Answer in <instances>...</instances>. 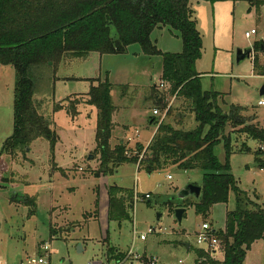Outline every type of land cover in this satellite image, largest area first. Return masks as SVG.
<instances>
[{"label": "rangeland", "instance_id": "obj_1", "mask_svg": "<svg viewBox=\"0 0 264 264\" xmlns=\"http://www.w3.org/2000/svg\"><path fill=\"white\" fill-rule=\"evenodd\" d=\"M260 1L264 0L201 1L194 2L192 10L202 37V54L196 62L202 89L223 95L218 102L223 112L228 113L232 106L246 108L247 122H259L264 128V107L258 106L264 76L254 67L258 59L264 69L260 50L264 43V6ZM151 41L162 53L184 50L179 32L169 27L156 29ZM249 47L254 50L252 57L238 64L237 50ZM162 72L163 57L145 55L138 44L124 55L94 53L87 59L63 62L55 74L51 72L59 79H52L48 99H41L43 113L52 117L59 136L54 154L48 141L38 139L29 151L11 157L2 150L14 132L17 70L0 64V264H27L41 256L48 264H196L195 251L205 250L197 247L200 226L209 223L217 233L225 231L227 212L237 207L234 191L228 204L214 206L207 219L196 213L197 199L189 197L191 204L185 208L180 225L175 211L184 205L181 192L189 184L202 187L204 173L182 171L171 162L153 173L145 166L124 163L105 177H98L101 156L96 142L97 109L82 104L73 117L65 108L84 99L92 85L89 79L108 77L113 85L112 100L119 107L115 121L128 126L117 128L111 147L122 144L116 143L122 135L127 154L133 158L139 154L137 145L141 144L135 143L140 140L144 148L141 161L150 144L145 145L159 126L149 123L153 110L158 109L156 117L170 124L169 110L173 109L175 115L177 108H186L184 101L169 95L167 84L160 87ZM155 85L167 96L165 111L149 101ZM58 105H64V109L55 112ZM184 124L186 129L196 128L192 113H187ZM239 128L226 131L236 151L229 158L231 173L250 205L264 208V166H252L259 164L260 158L264 163V146L248 140ZM245 144L251 152L240 151ZM214 153L222 164L226 163L224 143L215 147ZM111 187L125 190H116L118 198H129V192L133 193V200L128 199L130 219L109 221ZM26 196L35 199V208L22 202ZM150 229L152 234H148ZM146 234V241H142L140 236ZM186 244H190L189 249ZM45 245L50 246L49 253L43 251ZM224 252L220 249L215 258L223 260ZM245 264H264V240L247 251Z\"/></svg>", "mask_w": 264, "mask_h": 264}, {"label": "trees", "instance_id": "obj_2", "mask_svg": "<svg viewBox=\"0 0 264 264\" xmlns=\"http://www.w3.org/2000/svg\"><path fill=\"white\" fill-rule=\"evenodd\" d=\"M108 1L0 0V64L12 65L17 70L14 132L4 143L2 154L15 157L29 151L38 139L48 141L54 154L59 136L52 117L43 113L41 99L44 96L48 99L52 79H59L54 74L63 62L87 59L94 53L124 55L129 47L138 44L145 55L163 57L160 81L167 84L170 96L186 103V108H177L175 115L173 109L169 110L171 123L159 124L147 154L139 161L142 146L137 147L139 154L133 158L128 156L123 143L111 147L113 117L118 109L112 101L113 85L108 77L89 79L92 83L89 93L82 101L65 108L73 117L79 114L78 107L82 104L97 109L96 142L101 156L97 175L105 177L124 163L145 166L149 173L162 170L166 162L186 172L201 170L203 186L201 197L194 204L196 213L207 219L214 206L228 204L231 191L236 193L237 207L227 212L225 231L216 232L225 258L218 260L210 252L196 250V264H245L247 251L257 241L264 240V208L250 205L247 195L236 187L229 165V158L236 151L226 131L240 127L239 131L248 140L264 146V128L259 122H247L246 108L232 106L228 113L223 112L218 103L223 95L204 91L196 71V62L202 54V37L192 4L224 0H115L89 16ZM259 4L264 6V1ZM166 27L179 32L184 46L182 53H162L153 45L151 34ZM254 64L258 70V59ZM258 74L264 76V69ZM151 90L154 95L149 101L165 111L167 96L160 93L158 86ZM63 109L64 105H58L55 112ZM189 112L197 123L195 129L185 128L184 119ZM153 121L160 123L156 118ZM221 143L227 157L224 164L214 153ZM240 151L251 152L246 144ZM257 154L259 158L262 156L259 150ZM257 160L259 166H264L261 158ZM116 190L124 189H109L108 219L122 222L130 219L128 199L133 200V193L128 191L129 198H118ZM22 202L36 207L34 198L26 196ZM183 202L181 208L191 204L188 198Z\"/></svg>", "mask_w": 264, "mask_h": 264}, {"label": "built area", "instance_id": "obj_3", "mask_svg": "<svg viewBox=\"0 0 264 264\" xmlns=\"http://www.w3.org/2000/svg\"><path fill=\"white\" fill-rule=\"evenodd\" d=\"M246 37L249 39L251 38V35L247 34ZM165 85H166L165 83H161V88H164ZM258 106L264 107V96L261 97V99L258 101ZM153 113L155 116H157L159 111L154 110ZM163 121H164V118L160 120L159 124H161ZM168 178L169 180L172 179L171 176H168ZM147 198H149V195H147ZM216 232L217 231L213 230V228L211 227L209 223H203L200 226V230L197 234V247L203 248L205 249L206 252H210L213 255H216L218 251L222 249L221 243L219 239L216 237ZM152 233H153V229H150L148 234H152ZM140 239L142 241H146L147 234L141 235ZM42 249L44 252L49 253L51 248L49 245H45L42 247ZM27 264H48V263L45 262L44 257L41 256L38 260H35V259L29 260ZM93 264H103V263L95 262ZM152 264H156V262H152Z\"/></svg>", "mask_w": 264, "mask_h": 264}, {"label": "water", "instance_id": "obj_4", "mask_svg": "<svg viewBox=\"0 0 264 264\" xmlns=\"http://www.w3.org/2000/svg\"><path fill=\"white\" fill-rule=\"evenodd\" d=\"M114 2H115V0H109L103 6H101L97 10L93 11L92 13H90L89 16L93 15L94 13H96L98 11L104 10L108 5H111ZM253 52H254V50L251 47L246 48V49H238L237 50V58H236L237 63L240 64V63L244 62L245 60L250 59L252 57ZM261 52L264 53V43L262 45ZM259 94H260L261 97L264 96V87H262L260 89ZM252 166L253 167L259 166V164H253ZM201 194H202V188L200 186H197L195 184H189L181 192V198L184 200V199H187V198L193 196L194 198H196L198 200L201 197ZM185 214H186V209L185 208H179V209H176V211H175L176 220L178 221V223L180 225H182V222H183ZM186 248L189 249L190 248V244H186Z\"/></svg>", "mask_w": 264, "mask_h": 264}, {"label": "crops", "instance_id": "obj_5", "mask_svg": "<svg viewBox=\"0 0 264 264\" xmlns=\"http://www.w3.org/2000/svg\"><path fill=\"white\" fill-rule=\"evenodd\" d=\"M262 54H264V53H262ZM255 71L257 72V73H259L260 71H262V68L260 67L258 70H256L255 69ZM200 74V77H201V79H202V74L201 73H199ZM161 77H162V74H161ZM155 86H157V85H155ZM90 87H91V85H90ZM160 87H161V84H160ZM90 91V90H89ZM89 93V92H88ZM87 93V94H88ZM86 94V95H87ZM124 96V95H123ZM113 101V100H112ZM114 103V102H113ZM115 105V104H114ZM118 109H117V112L114 114V117H113V122H114V125H115V128H114V131H113V136H114V133L116 132V130H117V128L119 127V126H122L123 128H128V126L127 125H122V124H119V123H117L116 121H115V117H116V115L119 113V107L118 106H116ZM154 110H158V109H154ZM154 110H153V112H154ZM147 116H150V115H147ZM153 118H156V119H158L155 115H154V113H153V115H152V117H150L149 118V123L152 125V126H154L155 125V123H153L154 121H153ZM156 124H158V123H156ZM122 127H119L118 129H120V128H122ZM158 125H157V127L155 128L156 130L153 132V135H152V137H151V139L148 141V143L145 145V146H148L150 143H151V141L153 140V138L155 137V134H156V132L158 131ZM124 132V131H123ZM137 133H138V131H137ZM125 137H123L122 135H120V137H117V139H116V143L118 142V141H120L121 143H124V142H126V140L124 139ZM128 141L129 142H132L133 141V139L132 138H129L128 139ZM140 140H137L136 141V143L135 144H137V143H139V144H141V145H137V147L138 146H142V143H140L139 142ZM113 145H115V144H113ZM144 145V144H143ZM216 231V230H215Z\"/></svg>", "mask_w": 264, "mask_h": 264}]
</instances>
